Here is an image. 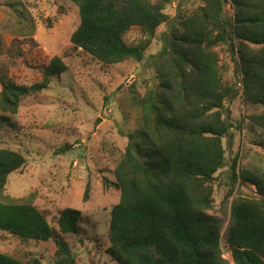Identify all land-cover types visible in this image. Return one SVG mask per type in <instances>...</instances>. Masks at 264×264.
<instances>
[{"label":"trees","instance_id":"trees-1","mask_svg":"<svg viewBox=\"0 0 264 264\" xmlns=\"http://www.w3.org/2000/svg\"><path fill=\"white\" fill-rule=\"evenodd\" d=\"M67 1L79 17L70 36L73 50L103 66L146 59L153 72V84L139 98V139L131 145L136 135L129 136L113 161V181L103 179L118 194L106 255L115 264H264V170L238 171L236 155L226 199L236 184L253 187L254 195L232 200L224 231L209 214L216 174L225 166L223 140L244 123L264 132V112L232 125L225 107L238 93L244 104L264 106V0H200L172 19L166 8L180 0ZM161 26L165 31L157 35ZM132 27L143 38L127 45L123 35ZM155 38L161 48L145 58ZM222 51L231 65L222 62ZM63 59L51 58L41 80L28 86L15 84L0 62V126L11 125L21 98L48 90L67 70ZM233 65L237 78L229 81L225 74ZM25 165L23 153L0 149V195L9 176ZM89 189L87 184L83 200ZM80 216L66 207L49 221L32 203L0 201V231L24 241L52 240L56 264H75L64 236L78 235ZM222 243L230 261L223 258ZM0 264L43 263L0 252Z\"/></svg>","mask_w":264,"mask_h":264},{"label":"rangeland","instance_id":"rangeland-1","mask_svg":"<svg viewBox=\"0 0 264 264\" xmlns=\"http://www.w3.org/2000/svg\"><path fill=\"white\" fill-rule=\"evenodd\" d=\"M198 5L200 0H180L165 12L172 19ZM78 24L77 8L67 0H0V62L8 77L17 85L37 83L54 56H64L67 67L48 90L21 98L17 114L10 115L11 125L0 126V149L19 151L26 157L25 167L9 176L0 201L11 198L32 203L49 221L66 207L78 210V235L64 236L75 264H115L105 253V237L118 194L106 189L103 179L113 181V161L129 144V136L136 135L131 145L139 139V98L153 84V72L146 59L139 64L103 66L73 50L70 36ZM163 31L161 26L157 35ZM142 38L136 27L123 35L127 45ZM160 48L155 38L145 58ZM221 59L231 65L226 52H221ZM235 76L233 65L225 79L233 81ZM225 107L232 125L245 115L264 112V106L244 104L239 93ZM249 128L242 125L245 134L232 128V139L223 140L225 166L216 174L214 208L209 211L221 221L223 231L230 221L232 200L255 192L253 187L236 184L226 199L233 159L238 155L240 172L264 170V132ZM87 184L90 189L83 200ZM222 248L223 258L230 261L223 243ZM55 251L52 240L24 241L0 231V252L18 260L37 258L43 264H56Z\"/></svg>","mask_w":264,"mask_h":264},{"label":"water","instance_id":"water-1","mask_svg":"<svg viewBox=\"0 0 264 264\" xmlns=\"http://www.w3.org/2000/svg\"><path fill=\"white\" fill-rule=\"evenodd\" d=\"M97 122H99V120H97Z\"/></svg>","mask_w":264,"mask_h":264}]
</instances>
